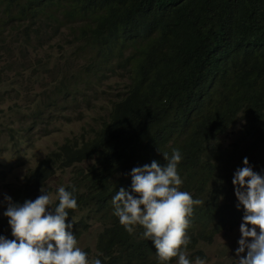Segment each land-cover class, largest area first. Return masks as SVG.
<instances>
[{"label": "trees", "instance_id": "1", "mask_svg": "<svg viewBox=\"0 0 264 264\" xmlns=\"http://www.w3.org/2000/svg\"><path fill=\"white\" fill-rule=\"evenodd\" d=\"M25 1L0 0L2 61L6 51L34 47L30 34L34 41L42 39L48 51L64 29L65 41L77 46L62 67L47 70L57 83L46 97H38L34 119L40 124L47 120L45 127L78 120L66 107L84 87L87 93L98 88L99 95L84 99L83 107L92 101L103 105L94 137L81 143L69 139L42 159L11 195L13 203L34 201L55 168H73L70 182L61 187L73 192L78 208L69 210L66 222L73 221L78 245L93 231L83 249L88 259L159 264L143 229L129 234L121 226L112 199L120 188L131 191L130 170L154 160L163 166L162 154L179 149L180 190L203 201L190 218L188 258L208 261L200 243L210 244L220 227L221 232L233 228L245 215L243 206L237 208L232 183L244 164L232 160L243 158V152L256 154L258 140L264 143V0H42L41 6ZM21 25L23 39L11 38ZM110 78L119 81L111 84ZM4 81L0 107L22 100L16 82ZM32 130L20 129L24 134ZM258 130L262 135L256 138ZM229 134L236 138L228 146L221 137ZM241 144H246L243 151ZM247 159L264 177V162ZM58 203L57 198L51 207ZM0 236L13 239L4 215Z\"/></svg>", "mask_w": 264, "mask_h": 264}, {"label": "clouds", "instance_id": "2", "mask_svg": "<svg viewBox=\"0 0 264 264\" xmlns=\"http://www.w3.org/2000/svg\"><path fill=\"white\" fill-rule=\"evenodd\" d=\"M25 2H33L35 6L42 5V0ZM17 27L14 33L23 39L24 27L21 25L19 30ZM30 39L35 43V48L47 51L42 39L34 41L31 34ZM110 71L112 74V70ZM113 80L110 78L108 82L112 84L119 81ZM102 88L106 89L105 86ZM12 95L16 96V93ZM84 99H90L85 87L78 99L65 107L74 112L73 103L82 105ZM237 125L240 129L242 122ZM79 140L80 143L88 141L83 137ZM162 155L166 162L163 166L154 160L128 172L132 179L131 191L120 188L114 195L113 214L127 233L134 234L138 227L143 229V237L150 240L156 249L159 264H169L174 258L177 259L175 264H193L187 254L190 243L187 232L190 218L199 210L194 206L203 204V201L193 199L189 192L180 190L183 183L177 170L182 160L180 150L173 149L171 156L167 153ZM243 164L244 167L236 171L232 180L239 202L237 208L243 206L245 210V215L240 217L243 218V223L240 225L241 238L236 250L238 258H234L236 264H264V177L252 170L247 158H244ZM21 166L20 164L19 168ZM34 168L24 175L21 186ZM56 169L59 168L54 170ZM44 183L40 189L42 194L34 201H24L22 205L13 203L11 199V195L21 189L20 186L17 183L4 186L9 197H5L7 209L1 212V217L4 215L8 218L13 239L0 236V264H101L99 259H88L73 234V221L66 222L69 210L78 208L73 192L60 186L52 194L50 190H45ZM57 198L58 206L51 207L53 199ZM210 210L214 208L210 207ZM203 211H207V208ZM194 264H206V261L196 257Z\"/></svg>", "mask_w": 264, "mask_h": 264}, {"label": "rangeland", "instance_id": "3", "mask_svg": "<svg viewBox=\"0 0 264 264\" xmlns=\"http://www.w3.org/2000/svg\"><path fill=\"white\" fill-rule=\"evenodd\" d=\"M66 34L67 31L62 29L48 51L32 47L26 52H19L15 48L14 51H6V57L3 61L0 59V96L6 90L4 78H8L16 81V89L21 91L22 97V100L17 101V103L6 102L0 107V218L1 212H5L7 209L5 197H9L7 189L4 188L5 185L17 183L18 186H21V181L29 169L37 166L42 159L50 155L59 146L66 144L69 139L71 142L75 141L74 138L80 139L81 137L89 140L94 135L97 119L101 115L102 101H92L89 106L84 104V107L78 102L73 103L75 108L73 113L81 118L72 122L66 120L57 124L51 122L50 127H45L44 124L48 123L47 120L44 124H40L34 119L33 109L39 105L38 97H46L50 94L51 87L57 83L53 80L55 74L48 73L47 70L55 69L56 65L62 67L66 58L77 50V46L69 45L65 41ZM16 37L17 35L13 33L11 38L15 39ZM17 45L14 44V47ZM28 82H31L32 85L28 86ZM100 91H103L102 87ZM98 95L99 89L96 87L88 93L89 98L93 100ZM29 126L33 127L29 133L24 134L20 131L22 127L27 128ZM235 129L239 134L238 125ZM260 135H262V131L258 130L255 137ZM238 137L241 138L243 135L240 134ZM234 138L236 136L229 134L221 137V140L229 146ZM258 142L260 148L255 152L260 159L254 152L251 155L243 152V158L236 156L232 160L233 165H242L244 158L250 156L259 159L260 163L264 162V143L261 145L259 140ZM245 148L246 144L240 145L242 151ZM20 164L22 165L21 168H19ZM72 176L73 168L54 170L53 175L44 183L45 190H50L53 194L58 191L60 186L68 184ZM242 223L243 218L238 221L234 228L225 227L222 232L218 231L210 244L200 243L199 250L204 252L208 258V261L205 260L206 264L236 262L234 257H237L236 250L239 247L238 241L241 238L240 225ZM91 240H93V231L88 237L81 239L79 247L83 250L84 246L90 245Z\"/></svg>", "mask_w": 264, "mask_h": 264}, {"label": "bare ground", "instance_id": "4", "mask_svg": "<svg viewBox=\"0 0 264 264\" xmlns=\"http://www.w3.org/2000/svg\"><path fill=\"white\" fill-rule=\"evenodd\" d=\"M0 76H1V75H0ZM12 103H13V102H12ZM16 103H17V102H16ZM9 105H10V104H9ZM9 105H8V106H9ZM3 108H4V107H3ZM14 109H15V108H14ZM14 109H13V110H14ZM21 111H22V110H21ZM7 112H8V111H7ZM3 134H4V133H3ZM0 139H1V138H0Z\"/></svg>", "mask_w": 264, "mask_h": 264}]
</instances>
